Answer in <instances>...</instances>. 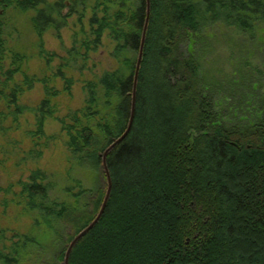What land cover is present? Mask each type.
Wrapping results in <instances>:
<instances>
[{
  "label": "trees",
  "instance_id": "16d2710c",
  "mask_svg": "<svg viewBox=\"0 0 264 264\" xmlns=\"http://www.w3.org/2000/svg\"><path fill=\"white\" fill-rule=\"evenodd\" d=\"M10 1L35 12L37 36L71 28L73 13L75 23L73 45L51 78L22 73L25 56L0 39V137L4 123L27 112L34 118L27 158L41 154L33 151L48 119L68 151L61 179L34 170L18 182L13 204L29 219V234L15 232L7 256L0 230V260L63 264L107 192L102 157L127 128L146 0H74L66 17L69 0ZM149 10L132 124L105 157L109 197L68 264H264V0H149ZM210 29L237 49L221 79L202 72L195 50ZM40 55L46 64L54 59ZM73 65L82 101L56 117V100L72 83L63 72ZM38 83L40 103L19 106Z\"/></svg>",
  "mask_w": 264,
  "mask_h": 264
},
{
  "label": "rangeland",
  "instance_id": "374dc122",
  "mask_svg": "<svg viewBox=\"0 0 264 264\" xmlns=\"http://www.w3.org/2000/svg\"><path fill=\"white\" fill-rule=\"evenodd\" d=\"M9 11L5 18V36L7 35L8 45L25 56L22 73L28 77L38 76L40 78H51L53 74L56 75L61 60L66 57V52L73 45L74 13L67 21L71 28L66 27L58 29V31L50 28L37 36L32 31L31 24V19L35 16L34 11L21 13L15 8ZM68 13V8L62 10L63 16L66 17ZM205 38V43L203 42L204 44L195 48L200 59L202 72L213 79L230 76L233 67L232 62H234L233 57L237 54L236 47L230 43V38H225L224 34L217 29L207 31ZM41 51L47 52L54 59L46 64L44 56L40 57ZM98 56L103 63L107 64L108 60L104 57L103 50ZM71 69L69 73L68 71L63 72L66 79H71L72 83L69 91L60 96L58 101L56 100L58 106L56 117H62L68 111H74L82 101L80 86L74 85V65ZM42 74L45 75L42 76ZM16 78L21 79L22 76L18 75ZM55 87L57 91L63 92L65 85L63 82L57 81ZM43 97L42 85L34 84L32 89H26L20 94L18 104L24 108H35ZM26 113L17 119L16 124L4 123V136L0 137V215L2 216L0 222L11 217L15 222V232L20 236L29 234L30 225L27 217L20 216L22 214L21 209L13 204L19 191L18 182H25L29 173L34 170L47 172L56 179L60 176L61 179L66 172V157L68 156L58 122L48 119L43 125L44 138L39 139L40 147L37 151L36 149L33 151V154L38 152L41 154L37 157L30 155L27 158L29 151L33 150L28 138H30V133L34 132V118H32L33 115ZM7 191L10 193L6 194ZM57 195L56 192H52L49 196L56 198ZM6 221L0 223V229L4 228ZM7 236H10V233ZM7 243L8 245L11 244V242ZM7 243L4 241L5 245Z\"/></svg>",
  "mask_w": 264,
  "mask_h": 264
},
{
  "label": "water",
  "instance_id": "95a60500",
  "mask_svg": "<svg viewBox=\"0 0 264 264\" xmlns=\"http://www.w3.org/2000/svg\"><path fill=\"white\" fill-rule=\"evenodd\" d=\"M149 11H150L149 10V0H146V20H145L143 33H142V37H141V43H140V47H139V52H138L137 60H136L134 84H133V97H132L131 111H130V116H129L127 128H126V131L123 133V135L118 140H116L110 147L107 148V150L104 152L103 157H102V166H103V170H104V174H105L107 186H108L105 198L103 200L101 209H100L99 213L97 214L96 218L93 220V222L89 226H87L84 230H82L69 244L68 249H67L65 256H64L63 264H68V257H69V253H70L71 249L77 243V241H79L86 233H88V231L91 230L94 227V225L99 221V219H100V217L104 211V208L106 206V203H107V200L109 197V193H110V189H111V181H110L108 170H107L106 165H105V157H106L107 153L127 135L128 131L131 127V124H132L133 115H134L135 86H136L138 71H139V68H140V65L142 62L145 31L147 28Z\"/></svg>",
  "mask_w": 264,
  "mask_h": 264
},
{
  "label": "flooded vegetation",
  "instance_id": "af4514ba",
  "mask_svg": "<svg viewBox=\"0 0 264 264\" xmlns=\"http://www.w3.org/2000/svg\"><path fill=\"white\" fill-rule=\"evenodd\" d=\"M46 2H49V3H53L54 0H45ZM74 0H69V2H64V6L65 8H68L69 7V4L70 2H73ZM10 0H0V32L2 33V35H0V39L1 38H4V39H7V35L5 36V18H6V15L7 13H9L10 9L14 8L13 5L11 4L10 5ZM9 44V43H8ZM1 77V76H0ZM1 79V78H0ZM6 223L4 224V228L0 229L2 231H4V233H1V235L3 236L4 240H6V243L7 242H12L14 241V236H15V222L14 220L10 217V218H6ZM5 222V221H3ZM3 222H0V223H3ZM8 233H10V236H7ZM4 242V241H3ZM3 242L1 243V245H5L3 244ZM5 247H7V250H5V252H3L5 255L7 256H10L11 254V249H9V245L7 243V245H5ZM27 261V258L23 260V262ZM0 264H14V261L13 260H9V261H2L0 260Z\"/></svg>",
  "mask_w": 264,
  "mask_h": 264
},
{
  "label": "bare ground",
  "instance_id": "6f19581e",
  "mask_svg": "<svg viewBox=\"0 0 264 264\" xmlns=\"http://www.w3.org/2000/svg\"><path fill=\"white\" fill-rule=\"evenodd\" d=\"M105 175V174H104ZM106 178V177H105Z\"/></svg>",
  "mask_w": 264,
  "mask_h": 264
}]
</instances>
